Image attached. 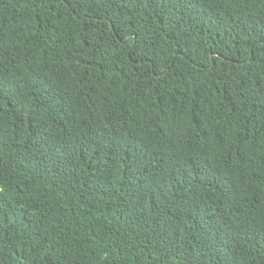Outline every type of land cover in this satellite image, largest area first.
<instances>
[{
    "label": "trees",
    "instance_id": "1",
    "mask_svg": "<svg viewBox=\"0 0 264 264\" xmlns=\"http://www.w3.org/2000/svg\"><path fill=\"white\" fill-rule=\"evenodd\" d=\"M0 264H264V0H0Z\"/></svg>",
    "mask_w": 264,
    "mask_h": 264
}]
</instances>
